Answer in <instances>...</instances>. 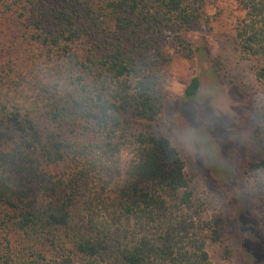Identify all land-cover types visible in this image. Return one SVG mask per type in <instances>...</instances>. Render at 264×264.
<instances>
[{
  "label": "trees",
  "instance_id": "16d2710c",
  "mask_svg": "<svg viewBox=\"0 0 264 264\" xmlns=\"http://www.w3.org/2000/svg\"><path fill=\"white\" fill-rule=\"evenodd\" d=\"M214 1L0 0V264H214L209 247L224 243L228 222L209 214L199 179L152 128L175 57L192 62L183 99L199 93L201 48L189 34ZM234 1L245 12L235 41L262 86L254 178L264 170V0ZM210 63L220 78L223 62ZM246 190L264 240V182Z\"/></svg>",
  "mask_w": 264,
  "mask_h": 264
},
{
  "label": "rangeland",
  "instance_id": "374dc122",
  "mask_svg": "<svg viewBox=\"0 0 264 264\" xmlns=\"http://www.w3.org/2000/svg\"><path fill=\"white\" fill-rule=\"evenodd\" d=\"M244 17L245 12L234 0H215L207 6L201 28L189 34L201 48L199 93L193 101L183 99L193 74L192 62L175 57L165 87L163 112L152 124L171 140L186 161L187 174L195 175L210 196L213 203L209 214H219L228 222L224 243L209 247L214 264H264L259 201L248 197L246 190L250 116L262 86L253 72L254 60L244 55L235 41L237 23ZM210 57L223 62L220 78ZM186 128L199 129L207 136L212 147L205 155L193 158L185 152L180 137ZM124 158L130 157L125 154ZM79 202L83 208L85 197Z\"/></svg>",
  "mask_w": 264,
  "mask_h": 264
},
{
  "label": "clouds",
  "instance_id": "9594fccd",
  "mask_svg": "<svg viewBox=\"0 0 264 264\" xmlns=\"http://www.w3.org/2000/svg\"><path fill=\"white\" fill-rule=\"evenodd\" d=\"M222 107L226 108V106ZM180 138L185 152L193 158L197 155H205L212 147L208 144L207 136L202 134L199 129L186 128ZM258 182H264V170L257 169L254 178L250 177L248 181L250 186H255Z\"/></svg>",
  "mask_w": 264,
  "mask_h": 264
}]
</instances>
